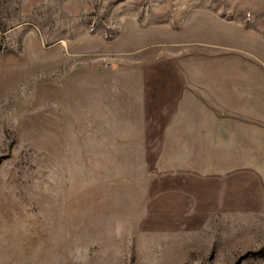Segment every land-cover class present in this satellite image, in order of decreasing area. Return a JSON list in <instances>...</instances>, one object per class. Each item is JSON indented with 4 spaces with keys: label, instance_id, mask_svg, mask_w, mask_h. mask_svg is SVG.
<instances>
[{
    "label": "rangeland",
    "instance_id": "rangeland-1",
    "mask_svg": "<svg viewBox=\"0 0 264 264\" xmlns=\"http://www.w3.org/2000/svg\"><path fill=\"white\" fill-rule=\"evenodd\" d=\"M262 121L264 0H0V264H264Z\"/></svg>",
    "mask_w": 264,
    "mask_h": 264
},
{
    "label": "crops",
    "instance_id": "crops-1",
    "mask_svg": "<svg viewBox=\"0 0 264 264\" xmlns=\"http://www.w3.org/2000/svg\"><path fill=\"white\" fill-rule=\"evenodd\" d=\"M229 39H232V37H230ZM257 125L255 124V126H257ZM263 126H264V121H262L260 123V126L258 125V127H260L261 129ZM252 135L253 136L259 135V132L254 131V132H252ZM253 144H255V147L251 150H252V152H254V156H255L256 160H254V164L252 165L253 166L252 169L257 174L264 176V143L263 142H261V144L252 143V145Z\"/></svg>",
    "mask_w": 264,
    "mask_h": 264
}]
</instances>
